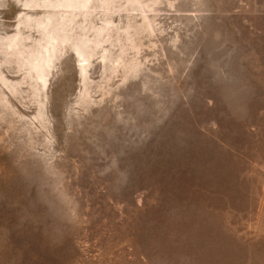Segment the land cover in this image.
<instances>
[{
  "label": "rangeland",
  "instance_id": "374dc122",
  "mask_svg": "<svg viewBox=\"0 0 264 264\" xmlns=\"http://www.w3.org/2000/svg\"><path fill=\"white\" fill-rule=\"evenodd\" d=\"M0 264H264V0H0Z\"/></svg>",
  "mask_w": 264,
  "mask_h": 264
}]
</instances>
